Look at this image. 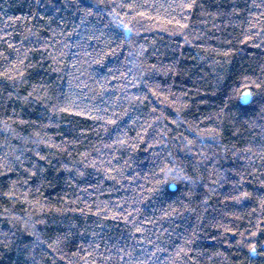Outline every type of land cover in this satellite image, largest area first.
<instances>
[{"label": "trees", "instance_id": "16d2710c", "mask_svg": "<svg viewBox=\"0 0 264 264\" xmlns=\"http://www.w3.org/2000/svg\"><path fill=\"white\" fill-rule=\"evenodd\" d=\"M137 59L152 71L125 88L117 77L136 74ZM218 73L226 91L216 85ZM234 87L256 94L243 114L233 109L236 99L228 103ZM45 90L61 101L76 97L84 110L52 115L37 99ZM127 96L137 99L129 104ZM182 104L195 130L172 123ZM114 105L130 110L118 129L104 131L96 116ZM221 108L226 118L217 124ZM160 113L169 136L196 142L176 153L192 175L204 146L225 149L219 163L198 164L204 179L191 200L196 211L178 216L170 213L188 197L153 192L144 159L159 121L138 146L115 144L117 135H138L133 120ZM41 124L55 125L43 132L62 150L23 151L35 146L15 134L31 137ZM205 129L219 132V144L199 137ZM262 156L264 0H0V157L10 165L0 166V264H264ZM82 157L73 179L75 169L62 165ZM126 162L118 175L114 168ZM214 164L223 174L217 183L208 179ZM208 188L215 193L201 205Z\"/></svg>", "mask_w": 264, "mask_h": 264}, {"label": "clouds", "instance_id": "9594fccd", "mask_svg": "<svg viewBox=\"0 0 264 264\" xmlns=\"http://www.w3.org/2000/svg\"><path fill=\"white\" fill-rule=\"evenodd\" d=\"M98 2H105V0H98ZM128 31H134L136 35H139V29L132 27L129 28ZM131 43V42H130ZM145 51V46L141 45L139 49L137 50V56L141 57L143 56V53ZM135 68L138 69L137 73L133 76L129 77L126 73L120 75L117 77V79L124 81L127 80L128 83L124 86L125 88L131 86L135 87L137 84V80L142 78L143 75L147 72H151V66L147 64V61H141L137 59V61L134 62L133 65ZM217 87L227 90L228 85L223 82L222 77L220 74H217V81H216ZM122 91L124 89H121ZM34 92L37 90L34 88ZM245 94H247L246 102L245 100H242V97H245ZM256 94L253 92L243 93L242 90L238 88H233L231 93L228 96V103H230L233 99H236L238 103L233 105V109H235L236 112H239L243 114L246 110L250 109L251 105L253 103H256L258 101H255L252 99ZM25 100L27 98H24ZM37 99H40L43 103H45L46 106L50 107L51 114L54 116L59 117L62 111H74V110H81L83 111L84 108L81 103L77 102L76 97H70L64 101H61L59 96L50 94L47 90H45L43 95L37 96ZM127 102L129 104L134 103L137 99L136 97L127 96L126 97ZM146 99L144 96H140L139 100L142 103L143 100ZM188 105L182 104L177 107L176 117L175 120L172 121L173 124L176 125L177 128H180V126L184 123H188L189 127L193 130L198 127L197 125L188 122L185 120L183 115L181 113L184 111V108ZM130 109L126 108L124 105H114L113 110L104 116L97 115V119L104 120V131L108 130V126L111 124H117V129L119 128V124L117 123L120 121L123 116L128 114V111ZM96 111L94 110L93 114H95ZM232 109L229 110L231 112ZM217 119V124H222L226 118V113L224 112L223 108L220 109L219 112L213 114ZM131 119V118H130ZM168 117H166L163 113H160L159 115L155 117H149L146 118L143 122H139L137 120H133V124L139 123L140 132L135 138H130L127 136V133L125 132L123 135H117L115 138V144L117 148L124 147L127 148L130 145V142L134 140V143L136 146L139 145L140 140L144 137V134L148 133L149 129H153V125L156 124L157 121H159L161 127L155 128L153 135L151 136V139L149 140V144L153 151L144 159L150 161L152 167L150 168L151 172V181H153V192L160 190L162 193H169V194H176V195H183L188 197L189 203L185 204L183 201H180V207L174 212L170 214L174 215H180L181 212L187 211V212H193L196 211V209L192 206L191 200L192 197L195 195V187L196 185L204 179V177L201 175L198 164H202L203 162L214 159L215 163H219V160L222 159L225 155V149L223 146H220V150L217 151L216 149H211L210 145L204 146L199 153V159L197 162V165L192 166V171L195 172V175H192L188 170L186 165H184L179 159H177V151H187L191 152V145L195 144V141H189L187 137H182L179 135L175 136H169V132L171 131L167 125L164 124V121L167 120ZM55 125L51 124H41L40 131H35L31 134V137H25L21 136L19 133H16V137L22 141L24 145H27L29 143L33 144L35 147L28 149L24 148L23 151H32L34 154H39L38 149L41 145L45 146H55L57 148L63 149V145H54L53 139L51 136H49L47 133L43 132V129L48 127H54ZM7 130V126H6ZM99 134V130L98 133ZM199 137H208L219 144V132L213 130L209 131L207 129L201 131L198 133ZM69 143H74L72 141H69ZM108 147H111L112 145H107ZM197 147H201L199 144H197ZM156 149H159V151H156ZM238 151H248L251 152L252 149H241ZM6 155H14L13 152H9ZM233 155H238L237 153H233ZM242 159L246 160V164L250 163L253 159L252 156L248 157H241ZM261 158H264L262 156ZM17 160L20 159V157H16ZM84 158L82 157L80 161H77L73 159L70 164H63L62 167L66 173L72 174L73 170L75 169V175L72 177L73 179L78 178L81 173L79 169L76 167L78 163H82ZM22 163V162H21ZM0 166L8 168L10 165L8 164V161L5 157H0ZM90 166H95L90 165ZM128 167V163L126 162L124 165L121 166L120 169H115L118 173V175H122V171ZM41 173H43V169H40ZM222 173H219L218 170L215 167V164L213 165V168L210 170L208 179L213 180V177H216L217 179L213 180V183H217L218 179L222 177ZM108 178L113 179L115 177L109 176ZM186 183L190 185L191 187L187 192H181V189L177 187V185L181 183ZM215 193V188H208V195L205 197V199L201 202V205L206 204L208 199H211V196ZM246 195V194H245ZM140 200L143 199V195L139 197ZM238 199V198H237ZM187 242V241H186Z\"/></svg>", "mask_w": 264, "mask_h": 264}, {"label": "snow or ice", "instance_id": "6c2138e0", "mask_svg": "<svg viewBox=\"0 0 264 264\" xmlns=\"http://www.w3.org/2000/svg\"><path fill=\"white\" fill-rule=\"evenodd\" d=\"M247 94H245V97H242V100H245L246 102Z\"/></svg>", "mask_w": 264, "mask_h": 264}]
</instances>
